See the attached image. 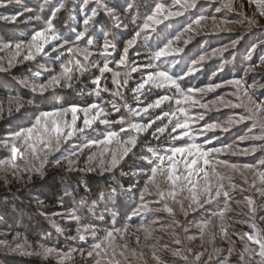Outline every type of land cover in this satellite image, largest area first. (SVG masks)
Masks as SVG:
<instances>
[{
	"label": "rangeland",
	"instance_id": "1",
	"mask_svg": "<svg viewBox=\"0 0 264 264\" xmlns=\"http://www.w3.org/2000/svg\"><path fill=\"white\" fill-rule=\"evenodd\" d=\"M91 1L95 2V0ZM0 2L6 5V7H0V17L12 16L18 12L22 13L21 16H18L16 22L0 19V26L4 27L6 33L14 38L13 41H11L13 44L19 41L25 42V47L22 49L21 55L17 58L21 62L8 68V60L11 58L15 49L13 48V50L10 51L2 47L3 43H7L10 40L6 37L4 38L0 33V68L7 69L6 71H0V76L5 77L6 75L3 74H11L13 69L19 65L35 62L38 63L36 66L37 71L40 73L38 77H41V75L45 73L42 75L45 79H37V83L46 82L51 75L59 73L61 71V62H66L69 57L67 54L68 46H65L63 49L65 55L62 57V60L55 59V56L60 52V49L53 52V47L57 42H53L51 45L46 46L45 51L47 55L42 53L37 55L34 60H23V56L26 55L28 51L27 42L30 41L31 36L35 32L41 31L47 26L46 21L50 18L46 19L47 13H45V11H40V5L43 3V0H0ZM102 2L109 7H113L116 4L117 6L120 5L121 9L119 7L116 9L124 25H126L124 21L126 18L119 10L127 9L128 5L132 4L137 11L134 10L132 14V20L135 21V25H133L129 32L120 35V32L124 31V27L112 29L111 25L113 22L110 17L100 8L98 10L99 15L89 29L90 34L93 35L92 37L95 39L94 45L90 48L92 55L89 57V60L94 64H98L100 67L103 66L105 57L102 56L101 53L103 52L104 37L101 28L113 31L116 36V49L120 47L121 52L116 58V50L112 51V54L106 58L109 61V67L113 71L120 73L117 79L121 82L125 79L128 80L127 86L121 83L119 88H117L112 84V72H108L104 74L101 80V87H107L111 91L119 90L121 93H129L138 103H141L139 99H141L140 96L142 93L151 95V100L145 103L142 102L143 104H138V109L131 107L137 111L146 107L147 104L153 103L160 96H168L170 99L164 101L160 107L148 110L147 114L143 112L135 116L130 114L131 117L124 118L123 125L118 123H100L101 119H106L110 122L119 120H111L108 118L113 111H115L111 107V104L108 103L104 106L105 114L98 118L92 124L91 128L85 129L84 133L78 132L67 141L61 140L59 150H55L54 140L53 143L49 144V147H43L39 139L27 141L26 143L15 141L18 147L24 149L25 154L23 158L17 156L13 159L11 154V146L13 143L12 134L19 131L21 128L31 127L35 123V119L40 112L32 116L33 113L30 108L32 106L23 101L19 96L13 97L0 94V109H2L0 110V126L4 125V130H0V182L1 180L12 181L13 179H19L21 176L27 178L28 175L32 173H36V175L41 174L43 176L46 172L53 169H60L62 171H82L83 169V171L92 173L98 170L104 172V167L111 160V154L113 152L118 154L122 152L125 146L123 141L131 137H135L138 141L142 133H147V131L137 132L132 129L130 125L133 123L145 124L149 119L155 120V118L159 116L155 115L157 111H163L168 103H173L172 106L176 107L173 112L177 114V117L181 116L179 119L181 122H183L186 117L179 112V109L184 108L186 110L187 118L190 123L189 135L196 137L195 142L201 144L203 148L217 147L222 149L220 153H211L209 155L208 159L210 163L208 166L203 164V160L199 161V165L203 167L205 171L209 172V179L213 183H224L225 188L222 189V192L226 190L229 193L228 197L225 198L221 195L213 199L211 203H206L201 207H197L192 202L191 193L188 191V188L191 187L190 185L181 190L183 185L178 182L177 187L173 189L170 181L162 179L158 175L156 184L159 185L160 190L165 192L166 199L160 200L156 187L152 184H148V190L144 192L143 203L150 209L160 208L161 211H142L140 216H134L137 217L138 220L130 224L128 232L123 234V239L120 238L121 233H114L115 238L112 240L105 239L107 235L106 232L103 239L91 243V245L95 244V242L101 243L102 248L107 250V255L105 251L96 250L99 252V255H95L94 253L92 257H89L87 253L90 251V247H86L85 252H81L82 250H79V252L83 253L85 260H87L89 264H97V261H99V264H115V261H119V264H217V261H220L224 257L227 258L228 264H260L261 258L259 256L250 258L248 253H244L243 261L240 260V254L245 244L249 246L250 250H254L255 252L259 251L258 245L248 241L246 237H244L243 240H241L240 237H242L245 232H254L251 225L255 226V234L264 236V219H261V217H264V197L257 191V189L264 191V176H262V174H264V167L259 166L258 163L260 160L264 159V141L252 139L240 141L239 138L241 136L250 137L264 134V16L260 15V10L257 7L259 4L260 8L264 9V0H253L251 3L249 0H196V8L184 12L182 16L170 17L168 19L158 17L162 20V23L153 25L152 28L155 29L154 31L152 28L144 30L141 37L137 39L136 45L129 49V63L127 66H118L117 64L123 53L124 43L128 39H131L135 32L143 27L145 17L154 10L157 0H102ZM159 2L164 3L167 8L173 11L182 10L179 5L174 4V0H159ZM229 2L231 3L230 8L225 6V4ZM60 3H63L65 7L57 13L56 18L53 20L54 28L61 36H72L74 39L75 33L72 32V29L76 30L77 25L80 23L83 30V19L86 14H90L91 12L90 4L87 6L86 10H81L79 7V10L75 11L76 6L78 7V5L80 6L82 3L81 0L77 2L78 5L75 1V3L70 6L68 5V0H53V5L55 6H58ZM241 5H243V7H241ZM50 7L52 8V5L45 7V10ZM26 9H30L31 11H26ZM78 12L81 13L80 20L76 15ZM36 15H40L41 19H34ZM59 15L60 18L62 15H64L62 17L65 18L71 17L70 20L65 22L62 28L58 29L55 25L59 24ZM199 15H204L207 18L201 22L203 27L201 28L200 26L193 25V28L196 30L186 32L185 29L188 25L192 24ZM30 17L33 18L29 19ZM73 17H75V19H72ZM249 20L253 21V23L249 24ZM176 37H179V39L177 40ZM109 38L111 39V37ZM169 40L173 41L171 47H180L183 48V51L174 56L161 57L160 61H155L154 63L158 64L160 67L170 68L173 73L183 75V73L187 72L189 67L192 66V60H197L201 55H206L208 57L201 65L197 66L199 71L191 76L185 77V79L180 82L185 92L189 87L204 88L210 83L220 84L221 87L216 88L214 91L190 94L194 99L200 100L201 103L208 104V108H201L199 105L192 106L191 101L186 103L184 95L178 93L175 88H155L146 86L139 94L130 92L131 89L136 87L138 82L142 81V77L146 76L147 73L152 70L144 67L148 64V57L153 52L163 48ZM184 40H189L190 42L185 45ZM234 41L236 44L233 47L232 44ZM85 43L86 40L81 42L80 47H87V43ZM253 46H255V48H253ZM214 49L226 50L214 55ZM76 58L83 61V55L80 53L76 54ZM133 67L137 69L135 72L131 71ZM172 67L177 68L172 69ZM249 69L251 70L249 71ZM213 73L216 74L213 75ZM76 75L78 78L74 79L72 83L82 77H87L92 84V80L96 76H99L100 72L98 67H91L84 75H79L78 73ZM13 79L16 82L18 81L19 85H21V88H24V90L30 91L33 94L39 93L33 92L30 87H25V85L21 83V81H24L22 78H17V80L15 78ZM237 79L241 80L243 85L239 90L237 86L227 83V81ZM4 83L7 84L8 82ZM92 86L94 87L93 89H95L96 86L94 84H92ZM65 88L67 87H53L49 88L44 93H54L53 96L56 100L59 98L56 93ZM111 91L105 93L111 95ZM245 91L251 96L255 105L249 101L248 96H245ZM220 98H223V102ZM18 102L22 104L19 111L16 110ZM228 102H230V104ZM115 104L124 114L129 112L128 108L119 104V102ZM225 104H228V106H225ZM231 105L239 106L232 107ZM256 105H259V108H257ZM162 113H164V111ZM201 115L203 119H198ZM240 116H245L246 118L241 122H231L239 120ZM66 119L71 123V113L67 114ZM158 122H160V125L156 124ZM213 123L227 127L228 131H222L221 128H216L215 130L205 131L203 135H199L201 129H203L206 124ZM77 124L83 127V113L79 114ZM165 124H169L167 118L156 120L155 124L148 129V132H150L151 129L162 127ZM121 127H124L126 131L121 133ZM171 127L172 125H169L166 129L167 135L164 137L165 141H163L165 143H161L158 148H152L160 155H165V150L168 148L183 147L187 143L193 142L187 136L172 140L173 136L180 135L181 130L178 129L177 132L173 133ZM108 131H116L119 133L117 139L113 140L110 144L98 143L104 139ZM205 139L212 140V143L204 144ZM217 140L220 141L221 146L214 144ZM92 141H97V143H92ZM117 141L120 142L118 143ZM27 144L35 145V154H33L31 148L27 147ZM252 147H256L255 152H249L247 155L240 153V149H251ZM133 148L134 147H132L131 150ZM144 149L143 159H140L141 161L144 160L147 162L148 159H156L153 153L149 151V148ZM73 152H76L78 155L75 157L71 156ZM170 154L171 153H168V155ZM66 157L75 160V163L71 167H69ZM145 157L147 159H145ZM175 159L181 161L177 167L180 172H184V158L180 154H177ZM57 160L60 161L59 164L56 163ZM165 164H167V161ZM232 164L237 165L240 170L235 171L228 167V165ZM245 164L253 165L254 167L251 169H244L242 166ZM213 168L215 169L216 176H222L224 178L223 181L217 180L216 176L212 174ZM36 169H40V171H36ZM148 176L149 175L146 174V176L140 178V180H138L140 182H138V186L135 188L140 203L141 191L146 187ZM197 179L200 180V185L197 189V191H199V188L203 186V173H200L199 177L193 176L194 183ZM229 180L231 183L236 184L237 187L233 189L229 184ZM241 189H243V191ZM169 191H175L177 193L175 200L167 195ZM245 197H251L254 200V207L256 208L254 214L249 212ZM176 200L183 203L184 209L187 211L186 215L185 212L181 210L180 204L175 202ZM7 201L13 202L10 208H16V198L12 199L8 197L0 199V209L5 206ZM132 201H136L135 197H133ZM157 201H159V203H157ZM225 203L228 204L230 210L225 213L224 219L221 220L218 218L215 223L212 225L207 224L205 228V220L214 217L213 214L223 209ZM189 204H192L191 208L188 207ZM165 205L173 208L174 213L169 214L163 211ZM69 211L71 210L53 212L45 216V220L50 224L53 233H62L66 238L70 239L71 236L66 235L67 232H65L67 228L64 229L62 224L75 222L68 218L67 213ZM131 211L132 210H124L123 212L130 214ZM58 213L61 215H57ZM204 213L211 214L204 215ZM91 215H95V212L92 211V213H90V216ZM5 219V215L0 211V264H16L19 262V255H31L34 258H41L42 260H48L53 263L69 262V258L62 259L61 254L71 253L72 255V250L63 251L59 247L30 241L25 235L14 233L10 229L11 224H8ZM148 219L149 222H145ZM174 221H179L180 226L178 227ZM142 223L143 227H141ZM57 226H59L61 231H57ZM85 226L87 227V225ZM222 226L227 230V237H225L224 233L221 231ZM117 228H122V225ZM137 235L140 237L139 243L136 242ZM14 237L16 238L15 240L13 239ZM145 237L148 238L145 239ZM177 238L181 240V244L179 245L174 243V240ZM71 239H73V237H71ZM233 242L235 243L233 244ZM4 244L9 246L5 247ZM16 244H20L21 248L16 249ZM125 244L127 245V249L124 250V255L121 256L119 255L121 247L118 246H123ZM41 245L47 248H53L55 251L45 255L43 254V249L40 247ZM113 248H115L116 252L115 260L113 259ZM229 248L233 249L231 255H229L227 251ZM133 249L135 250V255L132 254ZM188 249H191V252H189ZM177 250H179V254H175ZM196 253H204L200 261H196ZM16 255L19 257H15ZM210 255L213 257L211 260H209ZM185 257L187 258L185 259Z\"/></svg>",
	"mask_w": 264,
	"mask_h": 264
},
{
	"label": "snow or ice",
	"instance_id": "2",
	"mask_svg": "<svg viewBox=\"0 0 264 264\" xmlns=\"http://www.w3.org/2000/svg\"><path fill=\"white\" fill-rule=\"evenodd\" d=\"M91 0H82V3L80 4L81 10H86L87 6L90 4ZM97 5L100 7V9L108 16L110 17L111 21L113 22L111 25L112 29H119L120 27H127V25H124L123 22L120 19V14L117 11L116 7H109L107 4H104L102 0H95ZM249 2H253V0H249ZM175 5H179L182 9L181 11H173L170 8H167L166 5L162 2L155 3L154 10L151 12V14L147 15L145 17V21L143 24V27L136 31L135 34L132 36L131 39H128L124 43L123 47V53L120 56L119 61L117 62L118 66H127L129 63L128 55H129V49L133 48L134 45L137 43V39L141 37L142 32L144 30H147L149 28H152L153 25H158L162 23V20L158 17H163V19H168L170 17H178L182 16L184 12L194 9L197 6L196 0H174ZM52 5V11L50 18L46 21L47 26L41 30L35 32L32 36L30 41L27 42L28 51L27 54L23 56L24 61H31L36 58L37 55L44 54L47 55V52L45 51L46 46L51 45L53 42H57L53 47V52H56L57 49H60V52L58 55L55 56L56 60H62V57L65 55L63 49L65 46L67 47V54L68 59L66 62H61V71L59 73L53 74L50 76V78L43 83H37L34 79L33 80H25L21 81L25 85V87H30L33 92H39L43 94L45 91H47L49 88L53 87H72V82L74 79H77V73L79 75H84L89 71L91 67H98L100 75L96 76L92 80V84H94L96 87L93 89V92L97 97H100L101 92H109L111 91L107 87H101V80L105 73L112 72V84L119 88L121 83H123L124 86H127L128 80L125 79L123 82H121L119 79H117L120 76L119 72L113 71L109 67V61L107 60V56H110L112 54V51H115L117 48L116 44V36L113 31L111 30H104L101 28V32L104 37V44H103V52L101 53L102 56L105 57L103 66L100 67L98 64H94L92 61L89 60V57L92 55V52L90 51L91 46L94 45L95 40L93 39L92 35L90 34V27L92 24L96 21V18L99 15V12L97 8L91 9L90 14H86L83 19V30L76 32L75 29H72V32L75 33V38L73 39L72 36L63 37L60 34H58L54 28L53 20L56 18L57 13H59L62 9H64L65 5L63 3H60L58 6L53 5V0H43V3L40 5V11L43 12L45 7ZM226 7H231V3H226ZM0 7H6V5L2 2H0ZM133 7L132 4L128 5V9H131ZM243 7V5H241ZM258 9L260 10V15L264 16V9L260 8V5H257ZM219 10V9H218ZM26 11H31L30 9H26ZM22 13H16L12 16H3L0 17V19L4 20H11L12 22H16L18 16H21ZM33 17H30L29 19H32ZM36 20H40L41 16L36 15L34 17ZM72 19H75L73 17ZM207 18L204 15H199L192 24H189L188 27L185 29L186 32H192L196 29L193 28V25L200 26L201 28L203 25L201 24L202 21L206 20ZM135 21H133L134 23ZM151 22V23H149ZM249 24H252L253 21L249 20ZM154 31L155 29L152 28ZM111 37V39L109 38ZM178 40L179 37H176ZM87 43V47H80V43L85 41ZM190 41L184 40V44L187 45ZM173 44L172 40H169L167 44L164 45L163 48H160L158 51L153 52L148 57V64L144 67L152 69L147 73L146 76L142 77V81L138 82L136 84V87L132 89L134 93H141L142 90L145 89L146 86L155 87V88H163V87H170L175 88L178 93H181L184 95L185 102L191 101L192 106L199 105L201 108H208V104L201 103L200 100L194 99L190 94L192 93H204L205 91L211 92L214 91L216 88L221 87L220 84H208L204 88H194L189 87L187 88L186 92L181 86V81L185 79L187 76H191L195 74L197 71H199L198 65H201L202 62H204L208 57L206 55H201L197 60H192V66L189 67L188 71L183 73V75L179 73H173L170 68H164L160 67L158 64L154 63L155 61H160L161 57H170L179 54L183 51V48L180 47H171ZM236 42L234 41L232 46L234 47ZM3 48H6L10 51L15 49L13 51V54L11 58L8 60V68L13 67L16 63H20L21 61L17 58L21 55L22 49L25 47L24 41H19L16 43H12L11 41L7 43L2 44ZM255 48V46H253ZM111 50V51H110ZM226 49H218L213 50V54L222 53ZM80 53L83 55V61L81 59L76 58V54ZM7 69L0 68V71H6ZM137 69L133 67L131 71L135 72ZM251 69H249L250 71ZM216 73H213L215 75ZM40 75L39 72L34 73L33 77H38ZM127 75V74H125ZM227 83L237 86V89L243 87L241 80H230L227 81ZM245 96H248L249 101H251L254 105L255 102L252 101L251 96L248 94L247 91H245ZM111 95L113 97H120L123 99L122 93L117 91H111ZM170 99L168 96H160L158 99H156L153 103L147 104L146 107H143L139 109V111L128 108V111L131 115H140L141 112L147 114L149 109L152 108H158L160 105ZM223 102V98H220ZM28 104H32L33 101L29 100L27 101ZM107 103L111 104V107L119 112V108L116 106V104L112 101H108ZM230 104V102H228ZM126 108L128 107L127 104L124 105ZM225 106H228V104H225ZM232 107H238L239 105H231ZM20 107H22V104L19 102L17 103L16 110L19 111ZM257 108H259V105H256ZM2 110V109H0ZM179 112L181 114L185 115V120L181 122L179 119L175 120L173 122L172 117L176 116L175 112H164L162 116H157L155 120L149 119V121L145 124H131L130 127L134 129L137 132H146L148 129H150L153 124H155L156 120H162L164 118H167L169 120V124H165L162 127H158L155 132L152 133L153 138L159 139V136H157V132L160 134L165 133L166 129L169 127V125H172L171 131L173 133L177 132V130H181L179 136H173L172 140L181 139L185 136L189 137L193 142L187 143L183 147H171L165 150V155H160L154 151V149L149 148V151L153 153V156L156 157L155 160L148 159V164L151 166L150 171L151 175L148 176V180L146 182V187L144 190L141 191L140 200L141 203L138 204L136 207L132 208V211L130 214L126 215L125 222L122 225V228H115L113 227L112 231H108L105 239L112 240L114 239V233H121L120 238L123 239V234L128 232V229L130 227L129 221L132 220L133 216H140L142 211H161L160 208L156 209H150L147 207L146 204L143 203L144 201V192L147 191V185L152 184L156 187L158 195L160 197V200L166 199L165 192L160 190V187L158 184H156V178L159 175L162 179H166L167 181L171 182L172 188L175 189L178 185V182L183 185V188L191 186L188 188V191L191 193V200L192 202L197 206L201 207L203 204L211 203V201L215 198L220 197L223 195V197L227 198L229 193L225 190L222 192V189L225 188V185L223 182H220L218 184L213 183L209 179V172L205 171L203 167H200L199 161L203 160V164L205 166H208L210 161L208 159L209 155L211 153H220L222 151L221 148L217 147H211V148H203L201 144L195 142L196 137L189 135V129H190V123L189 119L187 118V113L184 108H180ZM71 113V123L66 119L67 114ZM83 113V127H80L77 124V120L79 118V114ZM105 114L104 107L101 106V104L98 103H92L89 104L86 107H79L75 104L70 105L68 107H60L58 109H55L54 111L48 112H40V114L36 117L35 123L29 127V128H21L19 131L14 132L12 134L13 136V143L11 146V154L12 158L15 159L17 156L23 158L25 151L24 149L17 146V143L15 141H21L22 143H26L27 141H33L36 139H39V141L42 143L43 147H49V144L53 143L55 144V150H59V144L61 140L67 141L74 135L79 133H84L85 129L91 128L92 124L100 118L102 115ZM245 116H240L239 120L231 121V122H241L245 119ZM198 119H203V116H199ZM100 123L103 124H109V123H118L120 125L124 124V117H121L118 121H108L106 119H101ZM216 128H221L222 131H228L227 127H223L220 124L213 123V124H206L203 129H201L199 135H203L205 131L208 130H215ZM126 129L124 127L120 128V132H125ZM251 131V130H250ZM35 134V135H34ZM119 133L116 131H108L105 135L104 139L102 141H99L100 144H110L113 140H116ZM245 139H252V140H259L264 141V134L261 135H253V136H241L239 138L240 141H244ZM47 141V142H45ZM118 143L120 141H117ZM92 143H97V141H92ZM137 143V139L135 137H131L125 141H123V144L125 145L123 147L122 152L115 153L113 152L111 154V160L107 163V165L104 167L103 171H112L115 169L120 161L128 154V152L131 151L132 147H135ZM212 140L205 139L204 144H211ZM130 146V147H129ZM27 147L32 149L33 154L36 152V148L34 144H27ZM230 147V146H225ZM82 151V149H81ZM256 147L249 148H243L240 149L241 154H249V152H255ZM168 153H171L168 155ZM180 154L184 160V172H180L177 165L181 162L175 159L176 155ZM236 154V153H234ZM78 154L76 152L71 153V156L75 157ZM68 165L71 167L75 160L67 158ZM91 159V158H90ZM145 159H147L145 157ZM167 161V164L165 162ZM57 164L60 163L59 160L56 161ZM226 163V162H221ZM259 166L264 167V159L260 160ZM195 166V167H194ZM231 169L235 171H239V167L235 164L228 165ZM244 169H251L254 166L245 164L242 166ZM91 170V169H89ZM36 171H40V169H36ZM203 173V186L199 188V191H197L198 186L200 185V180L197 179L196 182H193V176L199 177V174ZM134 175L136 173H133ZM212 174L216 176L215 169L213 168ZM264 176V174H262ZM216 179L219 181H223L222 176H216ZM230 186L234 189L237 187L236 184L231 183L229 180ZM135 186L132 185L128 189H124L121 185L119 187V191L116 187H113L110 189V191H100L95 199H92L91 204H87V199L82 198L81 204L86 205L89 210H94L95 207L100 203H105V210H107V204L108 203H115L116 198L120 195H126L127 193L133 192V188ZM243 191V189H241ZM258 192H260V195L264 197V191L257 189ZM68 194V193H66ZM169 197H172L173 200H175L177 193L175 191H169L167 193ZM245 200L247 201V206L249 209V212L255 213L256 208L254 207V200L251 197H245ZM176 203L180 204L181 210L185 212V215L187 214V211L184 209V205L181 201L176 200ZM159 203V201H157ZM189 208L192 207V204L188 205ZM229 206L227 203H225V206L223 209H221L219 212L214 213V216H218L221 220L224 219L225 213L229 211ZM163 211L168 212L169 214H173L174 210L173 208L165 205L163 208ZM61 215V214H57ZM68 218L71 220H74L76 222H81V216L77 214L76 210L69 211L67 213ZM261 219H264V217H261ZM113 221L115 224V216L113 217ZM155 223V222H153ZM176 225L179 227L180 222L174 221ZM141 227H143V223L141 224ZM204 227H207V222L205 223ZM251 227L254 229L253 233L245 232L242 237H240L241 240L244 239V237L247 238L248 241L252 242L253 244H256L259 246V251L255 252L254 250H250L249 246L245 244L243 251L240 254V260H244V253H248L249 257L253 256H259L261 258L260 264H264V236H259L255 234V226L251 225ZM57 231H61L59 226H57ZM85 232L90 231L91 234L95 237L96 236V229L95 228H89L85 227ZM221 231L224 233V236L227 237V230L225 227H221ZM79 232V230H78ZM75 238V237H73ZM79 240L84 241L86 239L85 235L79 234L78 235ZM148 237H145L147 239ZM16 239L15 237L13 238ZM140 237L139 235L136 236V242L139 243ZM174 243L179 245L181 244V240L179 238L174 240ZM235 242H233L234 244ZM5 247H8L9 245L4 244ZM43 249V254H51L55 251L53 248H47L43 245L40 246ZM121 247V250L119 252V255H124V250L127 249V245L118 246ZM21 245L16 244V249H20ZM96 250L105 251V254L107 255V250L102 248L101 243H95L92 246V250L88 251L87 255L89 257H92L95 253V255H99V252ZM232 248H229L227 251L229 255L232 253ZM189 252H191V249H188ZM206 251V250H205ZM220 251V250H217ZM132 254L135 255V250H132ZM175 254H179V250L176 251ZM71 253L67 254H61L62 259H68L70 257ZM115 248H113V259L115 260ZM204 253H196L195 259L196 261H200L201 256H203ZM187 257H185L186 259ZM213 257L210 255L209 260H211ZM97 264H99V261H97ZM115 264H119V261H115ZM217 264H228V260L226 257L222 258L220 261H217Z\"/></svg>",
	"mask_w": 264,
	"mask_h": 264
},
{
	"label": "trees",
	"instance_id": "3",
	"mask_svg": "<svg viewBox=\"0 0 264 264\" xmlns=\"http://www.w3.org/2000/svg\"><path fill=\"white\" fill-rule=\"evenodd\" d=\"M68 1V5L70 6L71 4L75 3V1L77 3L79 0ZM89 6L91 9L97 8V10H99L100 8L97 3L92 1L90 2ZM115 7L118 9V7L120 8V5L117 6L116 4ZM134 8L135 7L131 9L122 8L124 10H119L120 13L126 18L124 21L127 25V27H124V31L120 32V35H124L125 32H129L133 25H135L132 20V14L133 11H137V9ZM51 9V7L46 8V10L44 9L45 13H47L46 19L51 16ZM78 10L79 5L75 8V11ZM76 15L80 20L81 13L78 12ZM62 16L61 18L60 15L58 16V18H60L59 24L55 25L58 27V29L62 28L65 22L70 20L71 17L69 16L65 18ZM81 30L82 26L79 23L76 27V32ZM0 33L4 38L6 37L10 41H13L14 38L6 33L4 27L0 26ZM120 52L121 49L118 47V49H116V58L120 55ZM37 65L38 63L36 62L25 63L14 68L11 74H3L8 77L0 76V94L13 97L19 96L26 103L27 101L32 100L33 103L30 104L32 106L30 107L33 113L32 116L37 114V112L54 111L60 107H68L73 104L82 108L92 103H98L104 107L106 104H108L107 102L109 100L115 103L119 102L121 105L127 104V108L134 107L138 109V104H143L151 100V95L144 93L141 94L142 97L140 96L141 99H139L141 103H138L134 97L132 98L129 93L125 92L122 93L123 99L120 97H113L105 92H101L100 97H97L95 93L92 92L94 87L87 77H82L72 83L71 88L67 87L58 91L56 94L59 96V98L56 100L53 96L54 93L33 94L32 92L21 88V85H19L18 81H14L13 78L16 80L17 78H22L24 81H30L33 79L37 81V79L40 78L41 80H44L45 77L42 75L45 73H43L41 77H33L34 72H38L36 68ZM175 68L177 67H172V69ZM9 78H12L13 80ZM4 82L8 83L5 84ZM130 92L133 93L132 89ZM172 104L173 103H168V106L166 105V108L163 109V111L169 113L173 112L176 107L172 106ZM163 111H157L155 115L160 116L163 114ZM121 117L127 118L131 116L129 112L124 114L122 110H119V112L113 111V113L108 118L111 120H117ZM180 118L181 116L177 117L176 114L175 117H172V120L174 122ZM156 124L160 125V122ZM0 130H4V125L0 126ZM155 131L156 129H151L150 132L147 131L146 134L142 133V135L139 136L135 147L130 152H128L126 156H124L119 165L112 171L101 172L98 170L97 172L92 173L83 171V169L82 171H62L60 169H53L46 172L43 176L41 174L36 175V173H32L31 175H28L27 178L25 176H21L19 179H13L12 181L1 180L0 199L10 197L12 199L16 198L17 200L15 209L10 208L13 204V202H9L11 200L7 201L5 206L0 209V211L6 217L5 220L8 222V224H11V227H9L14 233L25 235L30 241L44 243L48 246L59 247L63 251L72 250V255L69 257V262L66 261L53 263L48 260H42L41 258H34L31 255H19L20 257L16 255L15 257H19V262L16 264H89L87 260H85L83 253H80L79 250H82L81 252H85L86 247H90V250H92V246L94 244L91 245V243L103 239L106 232L112 231L113 227L117 228L123 225L125 222V217L128 215V213L123 212L124 210H132V208L136 207L140 203L135 189L138 186V182H140L138 180L146 176V174L151 175V166L148 164V162L140 160L143 159L142 156L145 150L144 148H158L161 143H165L163 141H165L164 137L167 135V130L163 134L157 132L159 139H155L152 135V133ZM214 144L221 146V143L218 140L215 141ZM133 173L136 174L134 175ZM121 185L124 189H128L132 185L135 187L133 188V192L118 196L115 203H108L107 210H105L104 202H100L94 210H89L86 205L81 204L82 198H86L87 204H91L92 199H95L100 191H110V189L113 187H116L119 191V187ZM133 197L136 199L135 202L132 201ZM69 209L71 211L76 210L77 214L81 216V222L79 223L76 221L62 223L64 229L67 228V231L65 229V232H67L66 235L75 237L73 239H71V237L70 239L66 238L62 233H53L50 224H48L45 220V216L50 215L53 212ZM92 211L95 212V215L90 216ZM209 214L211 213H204V215ZM114 216L115 224L113 221ZM218 218V216H214L205 221L208 225H212L218 220ZM137 220V217L133 216L132 220L129 221V224L134 223ZM145 222H149V219ZM85 225H87V227L91 226L89 228L96 229L95 237L90 231H84L86 227ZM79 234L86 235V241L78 240Z\"/></svg>",
	"mask_w": 264,
	"mask_h": 264
}]
</instances>
